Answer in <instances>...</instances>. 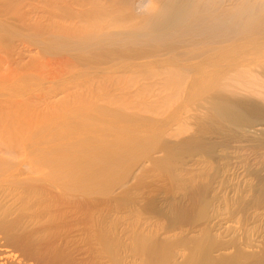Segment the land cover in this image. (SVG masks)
I'll use <instances>...</instances> for the list:
<instances>
[{"label": "bare ground", "instance_id": "bare-ground-1", "mask_svg": "<svg viewBox=\"0 0 264 264\" xmlns=\"http://www.w3.org/2000/svg\"><path fill=\"white\" fill-rule=\"evenodd\" d=\"M0 264H264V0H0Z\"/></svg>", "mask_w": 264, "mask_h": 264}, {"label": "rangeland", "instance_id": "rangeland-1", "mask_svg": "<svg viewBox=\"0 0 264 264\" xmlns=\"http://www.w3.org/2000/svg\"><path fill=\"white\" fill-rule=\"evenodd\" d=\"M48 57H49V56H48ZM46 58H47V57H45L44 59L42 58V59H43V60H45ZM48 59L50 60V57H49V58H47L45 61H47ZM150 76H151V75H147L146 77H150ZM153 110H154V109H153ZM153 110H151V109H149V110H146V111H150V115H149V117H150V118H152V117H153V116H152V115L154 114V111H153ZM151 111H153V114H152V115H151ZM155 112H157V111H155ZM145 114H146V115H148V114H149V112H148V113H145ZM154 115H155V114H154ZM151 116H152V117H151ZM153 118H154V117H153ZM187 132L189 133L190 131H187ZM156 173H157V172L155 171V172H154V174H156ZM157 174H158V173H157ZM163 224H164V222H163Z\"/></svg>", "mask_w": 264, "mask_h": 264}]
</instances>
